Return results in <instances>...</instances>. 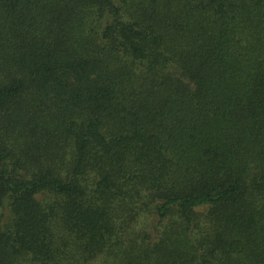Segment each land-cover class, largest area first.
<instances>
[{"label":"trees","instance_id":"obj_1","mask_svg":"<svg viewBox=\"0 0 264 264\" xmlns=\"http://www.w3.org/2000/svg\"><path fill=\"white\" fill-rule=\"evenodd\" d=\"M0 264H264V0H0Z\"/></svg>","mask_w":264,"mask_h":264}]
</instances>
